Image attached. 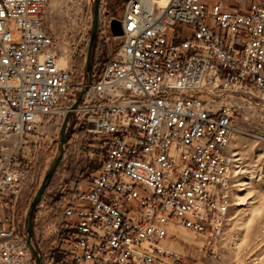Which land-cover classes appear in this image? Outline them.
<instances>
[{
	"label": "built area",
	"instance_id": "1",
	"mask_svg": "<svg viewBox=\"0 0 264 264\" xmlns=\"http://www.w3.org/2000/svg\"><path fill=\"white\" fill-rule=\"evenodd\" d=\"M47 3L0 0V264H35L18 205L38 127L65 116L88 83L56 51ZM117 19L120 47L72 113L100 166L61 203L43 246L32 243L42 264H201L164 244L173 223L220 260L241 114L228 101L264 103V0H126Z\"/></svg>",
	"mask_w": 264,
	"mask_h": 264
},
{
	"label": "rangeland",
	"instance_id": "2",
	"mask_svg": "<svg viewBox=\"0 0 264 264\" xmlns=\"http://www.w3.org/2000/svg\"><path fill=\"white\" fill-rule=\"evenodd\" d=\"M126 0H101L97 38L93 48V69L100 71L113 57L121 40L107 30L111 19L119 18ZM95 0H48L45 9V26L54 38L56 51L62 60L74 67L75 77L88 78L86 58L94 18ZM76 83V79H75ZM228 102L240 108L235 121L232 150L235 157L233 179L235 197L233 218L219 249L220 260L209 259L201 235L171 224L177 230L173 239L164 242L189 261L201 264H264V103L258 98L235 95ZM64 117H46L39 125L40 145L36 153L34 176L20 199L18 209L25 219L30 203L44 175L61 149V126ZM72 114L67 127V144L64 156L51 178L36 209L32 238L43 246L46 228L52 226L60 214L61 203L73 191L85 189L89 178L100 166L98 151L90 157L85 124ZM49 234V232L47 233ZM39 237V238H38ZM169 241V242H168ZM50 244L45 242L48 250Z\"/></svg>",
	"mask_w": 264,
	"mask_h": 264
},
{
	"label": "water",
	"instance_id": "3",
	"mask_svg": "<svg viewBox=\"0 0 264 264\" xmlns=\"http://www.w3.org/2000/svg\"><path fill=\"white\" fill-rule=\"evenodd\" d=\"M100 3L101 0H95L94 3V18H93V24H92V30H91V36L89 40V45H88V51H87V58H86V70L88 73V83L86 86L81 90L79 93L78 97L76 98L75 102L72 104L70 109L67 111L64 121L61 126V137H60V144H61V149L56 158L54 159L53 163L51 164L50 168L46 172V174L43 177V180L36 191L29 209L27 213V230H26V241L27 244L29 245L34 259H35V264H42L41 257L39 255L38 250L35 248V246L32 243V235H33V230H34V220H35V212L36 209L44 195L45 190L47 189V186L53 177L57 167L59 166L65 150H66V144H67V127L68 123L70 120V117L73 113V110L81 103L83 100L84 94L88 90L90 84L92 83L93 79V48L94 44L97 38L98 34V29H99V20H100ZM110 29L112 32L113 36H121L123 34V29H122V23L119 19H112L110 23Z\"/></svg>",
	"mask_w": 264,
	"mask_h": 264
},
{
	"label": "crops",
	"instance_id": "4",
	"mask_svg": "<svg viewBox=\"0 0 264 264\" xmlns=\"http://www.w3.org/2000/svg\"><path fill=\"white\" fill-rule=\"evenodd\" d=\"M229 150L231 151V152H233V150H232V141H231V145H230V147H229ZM169 228L172 230V231H175V230H177L178 231V229H176L173 225H169ZM171 232V231H170ZM173 233V232H172ZM166 240H168V239H166ZM165 240V241H166ZM169 242V241H168ZM168 247H170V242H169V245H167Z\"/></svg>",
	"mask_w": 264,
	"mask_h": 264
},
{
	"label": "bare ground",
	"instance_id": "5",
	"mask_svg": "<svg viewBox=\"0 0 264 264\" xmlns=\"http://www.w3.org/2000/svg\"><path fill=\"white\" fill-rule=\"evenodd\" d=\"M64 63H66V62H64Z\"/></svg>",
	"mask_w": 264,
	"mask_h": 264
}]
</instances>
